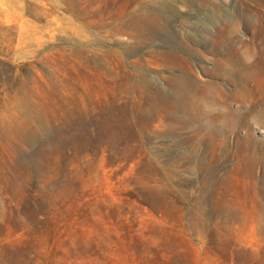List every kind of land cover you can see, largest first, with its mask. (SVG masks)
<instances>
[{
    "label": "rangeland",
    "instance_id": "obj_1",
    "mask_svg": "<svg viewBox=\"0 0 264 264\" xmlns=\"http://www.w3.org/2000/svg\"><path fill=\"white\" fill-rule=\"evenodd\" d=\"M0 264H264V0H0Z\"/></svg>",
    "mask_w": 264,
    "mask_h": 264
}]
</instances>
